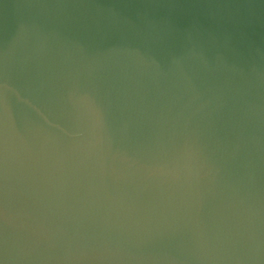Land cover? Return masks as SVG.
Here are the masks:
<instances>
[{
    "label": "water",
    "instance_id": "obj_1",
    "mask_svg": "<svg viewBox=\"0 0 264 264\" xmlns=\"http://www.w3.org/2000/svg\"><path fill=\"white\" fill-rule=\"evenodd\" d=\"M0 264H264V0H0Z\"/></svg>",
    "mask_w": 264,
    "mask_h": 264
}]
</instances>
